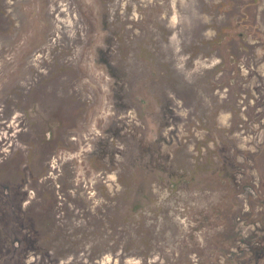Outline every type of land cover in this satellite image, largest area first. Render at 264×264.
<instances>
[{
	"label": "rangeland",
	"instance_id": "1",
	"mask_svg": "<svg viewBox=\"0 0 264 264\" xmlns=\"http://www.w3.org/2000/svg\"><path fill=\"white\" fill-rule=\"evenodd\" d=\"M0 264H264V0H0Z\"/></svg>",
	"mask_w": 264,
	"mask_h": 264
},
{
	"label": "flooded vegetation",
	"instance_id": "2",
	"mask_svg": "<svg viewBox=\"0 0 264 264\" xmlns=\"http://www.w3.org/2000/svg\"><path fill=\"white\" fill-rule=\"evenodd\" d=\"M53 107V103L51 102L50 103V108H52ZM48 110V109H47ZM45 116V115H44ZM39 117V116H38ZM46 117V116H45ZM18 120V119H17Z\"/></svg>",
	"mask_w": 264,
	"mask_h": 264
}]
</instances>
